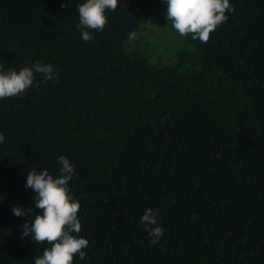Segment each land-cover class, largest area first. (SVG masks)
Here are the masks:
<instances>
[{
	"label": "trees",
	"instance_id": "1",
	"mask_svg": "<svg viewBox=\"0 0 264 264\" xmlns=\"http://www.w3.org/2000/svg\"><path fill=\"white\" fill-rule=\"evenodd\" d=\"M83 2L0 0V69L59 76L0 100V264L51 247L22 239L42 214L25 185L32 170L58 177L60 155L89 241L73 264H264V0H230L207 43L173 29L166 0H119L85 42Z\"/></svg>",
	"mask_w": 264,
	"mask_h": 264
},
{
	"label": "clouds",
	"instance_id": "2",
	"mask_svg": "<svg viewBox=\"0 0 264 264\" xmlns=\"http://www.w3.org/2000/svg\"><path fill=\"white\" fill-rule=\"evenodd\" d=\"M119 0H85L79 4V23L81 38L85 42L94 39L95 32H102L108 23L106 11H115ZM166 20L181 36H191L193 40L207 43L211 33L228 20L226 13L233 12L230 0H166ZM137 38V33L128 34L129 41ZM36 74H40L45 82L58 81L59 76L51 63H35L31 67H23L3 71L0 69V100L17 97L27 92L34 84ZM5 136L0 133V143ZM61 165L60 175L54 178L47 169L28 171L26 188H31L36 195L33 197L35 208L41 210L33 218L31 225L26 221L23 225L22 239L31 235L36 244L47 243L42 256L35 259V264H73L74 257H86L84 251L89 241L79 236L81 222L78 218L80 203L70 194L69 182L74 176V167L64 155L58 157ZM15 216L31 217L33 209L13 206ZM159 210L148 208L141 217L150 243L157 245L163 237L165 229L158 224ZM75 233L76 235H73Z\"/></svg>",
	"mask_w": 264,
	"mask_h": 264
},
{
	"label": "rangeland",
	"instance_id": "3",
	"mask_svg": "<svg viewBox=\"0 0 264 264\" xmlns=\"http://www.w3.org/2000/svg\"><path fill=\"white\" fill-rule=\"evenodd\" d=\"M146 31V33H148V34H153L154 36H156L157 35V33L156 32H153V30L152 31H150V30H145ZM130 42V41H129Z\"/></svg>",
	"mask_w": 264,
	"mask_h": 264
}]
</instances>
